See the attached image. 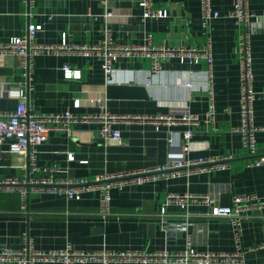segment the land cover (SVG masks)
<instances>
[{
	"label": "crops",
	"instance_id": "obj_1",
	"mask_svg": "<svg viewBox=\"0 0 264 264\" xmlns=\"http://www.w3.org/2000/svg\"><path fill=\"white\" fill-rule=\"evenodd\" d=\"M235 0H212L220 16L205 21L201 0H152L162 16H145L142 0H35L28 7L23 0H0V41L25 34L29 23L41 24L36 40L43 44L94 45L107 35L120 45H148L163 48H197L211 43L212 73L208 63L188 55L159 57V71L152 57L132 53L114 63L117 80L108 82L103 57L69 52H43L34 57L31 77L23 74L22 57L0 56V111H13L19 102V89H28V102L45 113L71 110L75 114L100 113L142 115L154 119L119 121L122 143L101 134L94 120L73 124V134L50 132L39 145V171L29 168L25 154L10 152L0 144V181L17 179L22 184L0 182V250L20 249L26 235L36 248L51 250L68 242L77 250L126 251L167 250L180 252L187 247L207 252H236L232 224L228 217L215 216L214 205H229L238 194L264 195V164L249 166L240 131V67L236 52L238 27L228 16ZM250 9L264 12V0H250ZM111 12V15L108 14ZM264 19L255 17L252 36L254 86L264 90ZM150 34L152 37L150 38ZM81 72L69 78L64 67ZM149 82V83H147ZM192 83L191 87L186 86ZM30 86V87H29ZM211 92L216 118L207 121ZM80 103L77 104L76 102ZM197 115V122L182 120ZM255 121L264 126V98L255 101ZM192 130L191 148L186 151L180 139ZM175 134L174 142L170 136ZM258 151L264 154V130L257 132ZM73 153L75 158H69ZM233 154L228 168L199 172L171 179L128 183L113 188L112 214L103 218L97 192L85 191L69 199L51 185L32 184L30 179L53 181L94 179L112 173L130 172L168 163ZM24 181V182H23ZM26 181V182H25ZM28 184V185H27ZM22 189H28L26 199ZM210 195L190 201L183 207L177 201L167 204L170 195ZM167 204L166 218L160 210ZM190 221L186 229L179 224ZM176 226L171 228L165 226ZM185 232V236L181 234ZM264 209L250 211L243 223V259H216L209 264H264ZM7 264H19L10 262ZM35 264H61L37 261ZM75 264H103L99 260ZM110 264H177L162 259L150 262L115 260ZM189 264H197L191 261Z\"/></svg>",
	"mask_w": 264,
	"mask_h": 264
},
{
	"label": "built area",
	"instance_id": "obj_2",
	"mask_svg": "<svg viewBox=\"0 0 264 264\" xmlns=\"http://www.w3.org/2000/svg\"><path fill=\"white\" fill-rule=\"evenodd\" d=\"M35 0H23L25 5L30 7ZM109 0H101L105 6ZM152 0H142L141 5L145 8V16H162V10H156L151 6ZM202 14L205 21H209L220 16L218 10H214L212 0H201ZM111 15V12H108ZM232 17L238 27V39L236 52L240 67V103H241V126L240 131L243 134V147L249 154V166H260L264 164V154L258 151L257 132L264 130V126L257 125L255 121V101L258 97L264 98V90L257 91L254 86V70H253V50L252 36L255 32L253 19L258 17L264 19L262 15L252 12L250 9V0H235L232 10L228 13ZM264 25V22H263ZM41 24L29 23L25 34L14 37L9 41H0V56L19 55L22 57L23 74L28 78L32 73V62L36 55L43 52H69L83 53L85 55L98 54L103 57V67L108 82L116 81H134V78H125L117 80L115 74L117 69L114 63L121 56H130L132 53L145 54L152 57L154 70L159 71V57L164 55L175 56L176 54L188 55L195 58L198 62L201 58L208 63V73H212L213 51L211 43L201 50L197 48H163L148 45H120L114 43L111 38L110 31L107 30L106 37L98 44L91 46L68 44L66 41L60 44H43L37 42L36 36L41 30ZM152 37V34L149 36ZM65 75L69 78H79L81 72L66 65L64 67ZM149 83V82H147ZM188 87L192 83H187ZM30 87V86H29ZM30 89V88H28ZM28 89H19V102L13 111H0V144H7L10 152L25 154L29 158V168L39 171L38 165L39 145L48 139L50 132H61L71 137L73 134V124L77 122H85L89 120L101 123V134L105 137H112L119 143H122L121 131L114 127L119 121L132 120H148L154 119L156 122L162 120L174 121V116H159L151 118L150 116L116 114L108 110L100 113L75 114L71 110L57 113H45L36 110L29 102ZM77 104L80 102L77 101ZM207 121L213 123L216 118V105L213 93L211 92V100L209 108L206 112ZM182 120L197 122L198 116L185 114ZM193 131L185 130L182 132L180 139L185 143L184 150L191 148V137ZM175 134L170 136V141L174 142ZM69 158L74 159L73 153L69 154ZM234 155L229 153L219 157H199L196 159L178 160L162 166H154L133 170L123 173H112L103 176H97L94 179L76 178L74 180H57L56 182L49 179H30L32 184L51 185L55 190L67 195L69 199L79 198L85 191L97 192L99 195L98 212L103 218H107L112 214L111 193L113 188H123L128 183H141L151 180L171 179L178 177L187 172L188 174L199 172H213L214 170H223L230 166ZM2 181V180H1ZM0 181V182H1ZM3 180L2 182H4ZM24 182V181H23ZM26 182V181H25ZM4 183L8 185L22 184L17 179H9ZM29 195L28 189H22L24 199ZM206 200L212 202L210 195H170L167 204L177 201L183 207L189 205L193 200ZM167 204L160 210V215L166 218ZM264 209V195L259 194H238L233 197V201L229 205H214L213 214L215 216L228 217L232 224V231L235 242L237 244L236 252H207L187 247L180 252H170L160 250L158 252H147L145 250L126 251H87L77 250L70 242L65 247L51 250H43L36 248L34 239L26 235L24 245L20 249L5 248L0 250V264L17 262L19 264H35V262L56 261L61 264H75L87 261L99 260L103 264H110L115 260H140L142 262H150L153 260H165L177 264H189L191 261L197 264H209L216 259L237 260L243 259V251L241 248V236L243 232V223L250 211ZM165 226H169L167 223ZM190 225V221L179 224V228L186 229ZM171 227V226H169ZM177 228L172 226L171 228ZM257 247L264 248V244Z\"/></svg>",
	"mask_w": 264,
	"mask_h": 264
},
{
	"label": "water",
	"instance_id": "obj_3",
	"mask_svg": "<svg viewBox=\"0 0 264 264\" xmlns=\"http://www.w3.org/2000/svg\"><path fill=\"white\" fill-rule=\"evenodd\" d=\"M28 185V184H27ZM181 234H183V236H185V232H181Z\"/></svg>",
	"mask_w": 264,
	"mask_h": 264
}]
</instances>
